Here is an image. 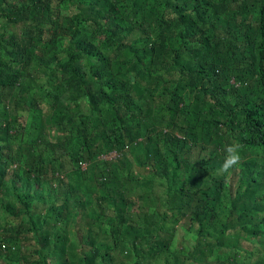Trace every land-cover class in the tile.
Returning <instances> with one entry per match:
<instances>
[{"label":"trees","instance_id":"1","mask_svg":"<svg viewBox=\"0 0 264 264\" xmlns=\"http://www.w3.org/2000/svg\"><path fill=\"white\" fill-rule=\"evenodd\" d=\"M0 264H264V0H0Z\"/></svg>","mask_w":264,"mask_h":264},{"label":"clouds","instance_id":"2","mask_svg":"<svg viewBox=\"0 0 264 264\" xmlns=\"http://www.w3.org/2000/svg\"><path fill=\"white\" fill-rule=\"evenodd\" d=\"M224 151L226 155L218 171L220 173L228 174L230 173V170L236 168L242 162V146L238 141H234L226 145Z\"/></svg>","mask_w":264,"mask_h":264},{"label":"built area","instance_id":"3","mask_svg":"<svg viewBox=\"0 0 264 264\" xmlns=\"http://www.w3.org/2000/svg\"><path fill=\"white\" fill-rule=\"evenodd\" d=\"M114 156H115V154L112 152V153H108V154L102 156L101 158L109 160V159L114 158ZM82 167L84 168V164H82Z\"/></svg>","mask_w":264,"mask_h":264}]
</instances>
